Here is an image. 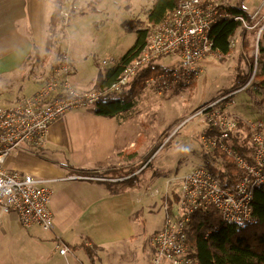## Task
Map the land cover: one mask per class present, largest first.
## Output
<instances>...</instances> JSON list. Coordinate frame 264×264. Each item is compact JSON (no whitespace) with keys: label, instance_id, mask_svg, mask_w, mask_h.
<instances>
[{"label":"rangeland","instance_id":"rangeland-1","mask_svg":"<svg viewBox=\"0 0 264 264\" xmlns=\"http://www.w3.org/2000/svg\"><path fill=\"white\" fill-rule=\"evenodd\" d=\"M63 1L65 24L57 26L52 33H48V23L45 24L43 41L46 46V40H49L48 49L47 52L45 49L41 50L39 58L35 60L38 65L36 74L29 79L32 81L24 80V75L32 69L30 62L23 64L9 77L0 75V105L17 101L23 95L19 90L24 85H33L37 89L51 72L53 62L56 60L58 63L64 54L71 61L74 72L69 76L71 84L82 89L73 82L75 79L87 82L96 77L99 69L116 64L120 56L134 43L136 29L152 26L146 22V12L153 0ZM227 1L252 13V20L258 31L254 32V27L246 23L232 38L230 53L212 52L200 60L199 66L202 70L197 79L189 84L171 81L158 89L155 85L148 84L134 98L133 105L117 115L115 142L118 149H128L136 157L137 164H141L145 155H148L146 165L133 176L136 186L144 190L159 188L160 192L167 178L180 176L204 165L205 151L198 135L191 132L189 123L180 126L195 108L217 98L226 90L233 91L249 82L246 89L231 95V110L252 121L264 119V90L252 86L253 82L258 83L259 79L255 75L261 70L262 64L257 62L253 65L250 58H256V48L260 44L264 48V39L262 38L261 43L257 41L264 26V0ZM2 3L6 6L10 4L9 7L15 14L12 16V13H8L6 21L3 14L0 16L3 20L0 26L3 28L7 25L6 35H0V38L8 37L11 44L20 43L30 33L26 18L23 21V17H19L22 3L20 0H3ZM13 17L17 22L20 20L17 28L16 24L9 25ZM125 21L129 23L124 25ZM34 56L32 49L29 59H34ZM102 61L105 62L102 64ZM175 61L176 57L166 56L160 58L158 63L168 67ZM236 80L242 81L234 88ZM253 100L260 101V104L256 105ZM85 117L92 123L88 116ZM241 131L237 137L250 143L245 129ZM96 181H58L56 185L50 183V186L52 184L56 194L60 189L69 191L75 186L79 189L88 184L104 185ZM125 184L119 182L114 185L119 187ZM162 216V198L161 205L153 213L139 209L134 215L135 228L131 237L104 244L103 247L94 244L98 256L94 264H150L155 250L151 237L161 224ZM85 233L86 228L75 226L65 230L63 237L71 244L82 243L83 239L76 234L85 237ZM92 234L86 233L88 236ZM50 238L51 232L38 226L25 229L20 226L13 212L0 211V264H91L82 250H76V254H59Z\"/></svg>","mask_w":264,"mask_h":264},{"label":"built area","instance_id":"built-area-1","mask_svg":"<svg viewBox=\"0 0 264 264\" xmlns=\"http://www.w3.org/2000/svg\"><path fill=\"white\" fill-rule=\"evenodd\" d=\"M224 4L226 0H179L168 17L149 28L145 45L105 88L83 90L72 85L71 61L64 54L34 92L22 95L12 104L0 105V210L13 212L25 229L38 226L52 233L55 223L49 181L9 170L7 158L22 144L41 147L47 140L50 124L59 116L91 107L107 92L123 90L138 72L158 63L162 57L174 56L176 61L168 66L169 71L150 76L147 85L158 89L171 81L189 84L197 79L202 70L200 60L214 52L212 27L228 16L221 11ZM248 83L195 108L180 123L181 127L189 123L206 153L224 152L241 168L242 174L234 184L223 185L205 166H200L167 178L160 192L156 188L154 194L162 198L163 219L152 239L155 250L150 264H199L196 250L187 243L186 225L200 208L214 207L221 221L236 229L253 223L254 189L264 183V119L243 118L231 110L230 100L234 92L246 89ZM240 125L252 147L250 160L235 150ZM71 178L105 179L88 175ZM53 239V247L59 254L73 253L62 239L57 236Z\"/></svg>","mask_w":264,"mask_h":264},{"label":"crops","instance_id":"crops-1","mask_svg":"<svg viewBox=\"0 0 264 264\" xmlns=\"http://www.w3.org/2000/svg\"><path fill=\"white\" fill-rule=\"evenodd\" d=\"M2 1L0 0V16L3 14L6 21L7 14L12 13L13 16L15 12H12L10 4L6 6ZM20 2L22 5L19 17L20 19L23 17V21L24 17L26 18L30 33L17 44H11L8 37L0 38V75L4 74L9 77L23 64L30 62L32 69L24 75V80H29L36 74L38 63L35 60L39 58L40 51L45 49L46 52L43 41L45 24L49 21L48 17L53 9V3L52 0H20ZM0 18V25H2L3 20L2 17ZM14 24L17 28L18 25L20 26V20L18 19L17 22V19L13 17L9 25ZM6 33L7 25L0 29V35H6ZM33 44L38 50V55L34 56V59H29ZM30 81L32 80L28 82ZM92 81L93 79L80 82L75 79L73 82L83 90H87L85 88H94ZM35 89L33 85H24L19 92L26 95ZM84 114L92 120V123L86 119ZM116 119L117 116H99L87 112L86 109L70 110L50 124L47 140L41 147L22 144L14 154L7 158L6 167L9 170L51 180L49 186L50 183L56 185L58 181L78 180L72 179L73 175L105 178L96 181L104 185L88 184L79 189L75 186L69 191L60 189L56 194L51 184L53 195L50 207L53 209L55 222L50 238L52 241L54 236H57L68 245L81 244V242L71 244L63 237L65 230L79 226L82 229L86 228L88 234H92L93 231L92 236L95 237L88 236L86 233L85 237L76 234L83 239L84 243L103 247L104 244L133 235L134 215L139 209H146L153 213L159 204L161 205V196L154 194L155 188L144 190L134 183L133 176L139 172L141 167L136 169V157L129 153L128 149H118L117 142H115L118 126ZM119 182L126 184L115 187L114 184ZM161 225L162 221L153 231L151 240L158 233ZM96 257H98L97 254Z\"/></svg>","mask_w":264,"mask_h":264},{"label":"trees","instance_id":"trees-1","mask_svg":"<svg viewBox=\"0 0 264 264\" xmlns=\"http://www.w3.org/2000/svg\"><path fill=\"white\" fill-rule=\"evenodd\" d=\"M179 0H153L151 7L146 12V22L150 25L158 24L164 20L176 7ZM63 0H54L53 9L49 16L48 33H52L57 26L65 24L63 15ZM221 11L228 14L222 17L213 25L211 35L213 38V51L220 54H228L232 50V38L239 29L244 28L243 24L248 23L258 31L252 20V13L247 12L241 6L232 5L226 0L221 6ZM125 21L123 24H127ZM149 28H137L135 31L134 43L120 56L118 62L111 67L99 69L93 79L94 88H105L117 78L123 68L139 53L146 43ZM264 39V26L261 29L257 41L261 43ZM46 40V52L47 43ZM35 56L38 50L33 44ZM258 55L251 56V63L262 64L257 77L258 83L253 82L252 86L264 90V48L260 44L256 48ZM58 66L57 61L53 62L51 71ZM170 70V67L162 66L159 63H152L142 71L138 72L130 85L121 91H111L104 94L94 105L87 108V112L99 116L114 117L131 107L134 98L146 87V80L152 75H158ZM242 80H236L233 87L239 85ZM249 89V88H248ZM247 89V90H248ZM226 90L225 93H227ZM256 105L260 101L253 100ZM244 127L240 125V131ZM239 131V132H240ZM242 132V131H241ZM235 150L245 159H251L252 147L242 138H235ZM204 165L221 184L232 185L241 176L242 170L224 152L216 150L214 153H203ZM148 155L137 164L136 169L146 165ZM253 223L236 229L233 225L224 224L221 221L219 212L212 206L206 209L196 210L186 225V238L190 249H195L199 264H264V183L254 189L252 202ZM72 252L82 250L89 258L91 264L96 259L94 244L68 245Z\"/></svg>","mask_w":264,"mask_h":264}]
</instances>
